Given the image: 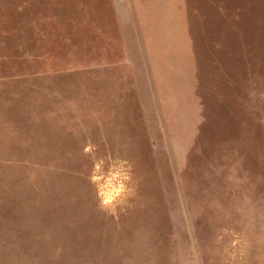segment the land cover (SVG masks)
Returning <instances> with one entry per match:
<instances>
[{
	"label": "rangeland",
	"instance_id": "obj_1",
	"mask_svg": "<svg viewBox=\"0 0 264 264\" xmlns=\"http://www.w3.org/2000/svg\"><path fill=\"white\" fill-rule=\"evenodd\" d=\"M188 3L172 139L110 84L107 0H0V264H264V0Z\"/></svg>",
	"mask_w": 264,
	"mask_h": 264
},
{
	"label": "crops",
	"instance_id": "obj_2",
	"mask_svg": "<svg viewBox=\"0 0 264 264\" xmlns=\"http://www.w3.org/2000/svg\"><path fill=\"white\" fill-rule=\"evenodd\" d=\"M107 7L115 36L110 84L133 91L170 138L195 139L202 107L188 0H107Z\"/></svg>",
	"mask_w": 264,
	"mask_h": 264
}]
</instances>
